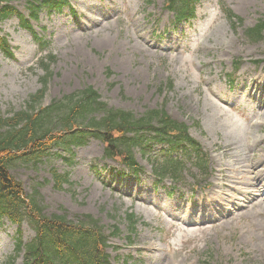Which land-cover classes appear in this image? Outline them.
<instances>
[{
  "label": "rangeland",
  "instance_id": "rangeland-1",
  "mask_svg": "<svg viewBox=\"0 0 264 264\" xmlns=\"http://www.w3.org/2000/svg\"><path fill=\"white\" fill-rule=\"evenodd\" d=\"M152 1L70 0L76 16L68 7L43 12L34 26L54 57L45 103L91 85L110 106L137 115L164 107L210 154L207 175L187 160L181 182L156 186L147 157L137 152L145 171L134 175L106 161L105 144L95 137L76 146L70 160L54 153L12 173L26 193L38 191L46 213L64 207L71 219H100L112 264H264V173L259 191L250 174L252 163L264 164V36L251 41L244 32L264 21V0H201L197 17L176 28L166 0ZM15 4L26 10L25 1ZM0 32L13 53L0 47V111L10 115L41 88L47 71L39 59L48 51H39L16 16L0 22ZM163 147H151V156ZM52 168L69 172L70 182L58 188ZM120 171L123 177H113ZM130 211L139 218L132 233ZM116 225L120 235L111 236ZM20 234L25 242L35 236L27 222L2 220L0 264L14 255ZM22 263L20 255L15 264Z\"/></svg>",
  "mask_w": 264,
  "mask_h": 264
},
{
  "label": "trees",
  "instance_id": "trees-1",
  "mask_svg": "<svg viewBox=\"0 0 264 264\" xmlns=\"http://www.w3.org/2000/svg\"><path fill=\"white\" fill-rule=\"evenodd\" d=\"M0 0V17L13 12V7ZM29 17L19 13L21 25L28 28L34 38L45 46L43 36L32 28L30 19L38 20L42 10L49 13L69 6L68 0H26ZM198 0H167L166 7L175 13V22L196 16ZM75 11L73 10V13ZM228 14H234L229 10ZM241 21V20H239ZM251 41L264 36V23L260 21L246 30ZM0 43L8 47L0 38ZM52 61V60H51ZM44 63L47 75L41 79V88L32 93L25 108L4 115L0 111V220L4 217L22 224L27 220L35 230V237L28 243L17 240V252L25 251L23 264H111L108 252L109 236L99 219L90 214L68 218L67 213L47 215L36 193L27 195L23 183L10 170L21 163L37 165L44 156L56 148L71 152L72 147L84 144L90 136L101 139L105 145V157L124 163L139 173L142 167L136 150L149 157L157 183L169 175L173 181L183 171L184 162L175 153L194 157L201 174L207 172L209 159L202 145L190 133V127L174 119L164 108L149 109L141 115L133 111L115 108L102 99L91 85L74 91L51 103H45L48 90L50 64ZM173 87V82L168 84ZM198 125V121L194 120ZM164 144L161 152L166 155L151 156V146ZM53 178L58 187L69 182V175L54 169ZM131 230H135L139 219L134 213L127 214ZM120 228L114 226L113 235ZM15 257L9 264H15Z\"/></svg>",
  "mask_w": 264,
  "mask_h": 264
},
{
  "label": "bare ground",
  "instance_id": "bare-ground-1",
  "mask_svg": "<svg viewBox=\"0 0 264 264\" xmlns=\"http://www.w3.org/2000/svg\"><path fill=\"white\" fill-rule=\"evenodd\" d=\"M261 164L258 163H252L250 165V174H251V179L253 180V186L255 191L262 190V181L263 179L260 177L262 173H264V164L263 166L260 167ZM212 210L210 209L207 214L205 212L202 213V218L205 219L207 216H211ZM192 214L189 215L188 218H191ZM210 221H214V219H211ZM153 247L149 246L148 249H152Z\"/></svg>",
  "mask_w": 264,
  "mask_h": 264
}]
</instances>
